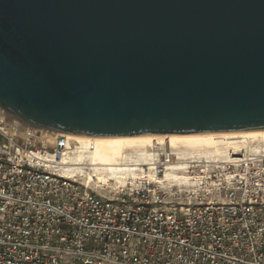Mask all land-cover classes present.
Segmentation results:
<instances>
[{"label": "water", "instance_id": "obj_1", "mask_svg": "<svg viewBox=\"0 0 264 264\" xmlns=\"http://www.w3.org/2000/svg\"><path fill=\"white\" fill-rule=\"evenodd\" d=\"M0 113L91 139L264 131V0H0Z\"/></svg>", "mask_w": 264, "mask_h": 264}, {"label": "built area", "instance_id": "obj_2", "mask_svg": "<svg viewBox=\"0 0 264 264\" xmlns=\"http://www.w3.org/2000/svg\"><path fill=\"white\" fill-rule=\"evenodd\" d=\"M0 119V264H264V143L188 160L189 184L97 194L64 175L67 135ZM162 179L177 156L166 144Z\"/></svg>", "mask_w": 264, "mask_h": 264}, {"label": "bare ground", "instance_id": "obj_3", "mask_svg": "<svg viewBox=\"0 0 264 264\" xmlns=\"http://www.w3.org/2000/svg\"><path fill=\"white\" fill-rule=\"evenodd\" d=\"M67 140L63 163L68 167L64 175L81 178L87 185L123 190L143 181L188 185V176L179 173L188 160L219 162L230 150H259L264 143V131L102 139L67 136ZM166 144L178 163L171 164L164 177L157 179L153 171L160 156L157 149Z\"/></svg>", "mask_w": 264, "mask_h": 264}, {"label": "rangeland", "instance_id": "obj_4", "mask_svg": "<svg viewBox=\"0 0 264 264\" xmlns=\"http://www.w3.org/2000/svg\"><path fill=\"white\" fill-rule=\"evenodd\" d=\"M0 119H5L6 120V123L8 125H10L9 128H12V125H13V120L7 118L3 113H0ZM157 152H158V149H157ZM159 153V152H158ZM93 189H96V192L97 194H101V195H106L108 193H112L114 191H118V190H115V189H112V188H106V187H96L94 186L93 184L90 185ZM130 185L126 186V188H129Z\"/></svg>", "mask_w": 264, "mask_h": 264}]
</instances>
